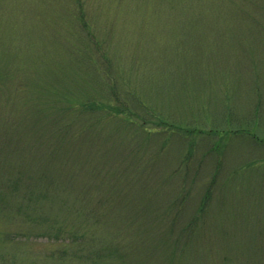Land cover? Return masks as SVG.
<instances>
[{
	"label": "rangeland",
	"instance_id": "1",
	"mask_svg": "<svg viewBox=\"0 0 264 264\" xmlns=\"http://www.w3.org/2000/svg\"><path fill=\"white\" fill-rule=\"evenodd\" d=\"M0 264H264V0H0Z\"/></svg>",
	"mask_w": 264,
	"mask_h": 264
},
{
	"label": "trees",
	"instance_id": "2",
	"mask_svg": "<svg viewBox=\"0 0 264 264\" xmlns=\"http://www.w3.org/2000/svg\"><path fill=\"white\" fill-rule=\"evenodd\" d=\"M166 128H169L170 130H172L170 126H166ZM177 129H178V128H177ZM179 130H183V128H179ZM210 196H211V195L208 194L206 197H204V199H210ZM208 202H209V200L203 202V205L208 204ZM205 206H206V205H205ZM227 236H229V234H228ZM229 237H230V236H229ZM115 252H117V251H114V253H115ZM125 263H129V262L126 261Z\"/></svg>",
	"mask_w": 264,
	"mask_h": 264
}]
</instances>
